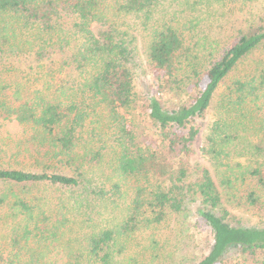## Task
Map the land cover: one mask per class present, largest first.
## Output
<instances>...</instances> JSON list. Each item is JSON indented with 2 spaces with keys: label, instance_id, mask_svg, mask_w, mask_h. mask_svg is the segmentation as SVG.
<instances>
[{
  "label": "trees",
  "instance_id": "16d2710c",
  "mask_svg": "<svg viewBox=\"0 0 264 264\" xmlns=\"http://www.w3.org/2000/svg\"><path fill=\"white\" fill-rule=\"evenodd\" d=\"M259 1L0 0V264L178 262L152 240L189 202L210 241L189 264H264V226L222 201L264 212Z\"/></svg>",
  "mask_w": 264,
  "mask_h": 264
},
{
  "label": "rangeland",
  "instance_id": "374dc122",
  "mask_svg": "<svg viewBox=\"0 0 264 264\" xmlns=\"http://www.w3.org/2000/svg\"><path fill=\"white\" fill-rule=\"evenodd\" d=\"M259 3L261 8L263 6V0H260ZM234 9L236 10V14L228 15L227 19L224 21V26L227 33H232L234 30L236 32L238 30V27L245 28V24L253 20L252 17H249V7L240 8L238 5H236ZM202 24H205V26H208L212 29V25H215V22L211 19V21L207 20V23L203 21ZM216 56H218V53L216 54ZM262 59H264V46H260L257 50H255L248 56V58L244 62V68L254 67V65L261 62ZM139 80L141 83H139L138 86L142 88L141 85H144L146 88H149L150 74L140 75ZM212 115L213 111L211 110L208 118L202 126L200 136L196 142L198 152L201 147L203 137L210 127ZM18 131L19 126H17L15 122L5 124L4 126L0 127V134L4 136L8 134L14 135ZM251 157L253 158L254 155H252ZM215 179L216 181H218L219 177H215ZM10 187L11 186L6 184L0 185V194L4 192L8 195L7 198H11V196H14L15 192H12ZM35 190L36 188L32 189V192L34 194L37 192ZM30 195L31 193L28 194V196ZM222 201L231 213L230 218L233 223H237L239 225L264 226V212H262L261 210L257 208L249 209L239 198H227L224 193L222 195ZM195 208V203L189 202L187 204V211L180 218L172 219L175 222H173L167 228H162V230H159V232L153 236L154 240H152V243L157 242L158 245L167 242V245L169 246L168 250L170 249V247H173V245H183L186 249L189 250L188 256L185 257V259H183L182 257L178 262L158 259L154 260V262L150 264H178L180 261H182L184 264H189L198 261L204 255H206L210 245L208 231H206L201 223H197V219L194 216ZM147 245L149 246V244ZM179 252L181 253V250ZM227 259L229 261L227 264H233V262L238 260V257L236 254L232 253L230 254V257H227Z\"/></svg>",
  "mask_w": 264,
  "mask_h": 264
}]
</instances>
